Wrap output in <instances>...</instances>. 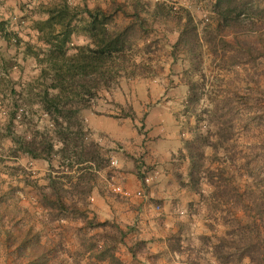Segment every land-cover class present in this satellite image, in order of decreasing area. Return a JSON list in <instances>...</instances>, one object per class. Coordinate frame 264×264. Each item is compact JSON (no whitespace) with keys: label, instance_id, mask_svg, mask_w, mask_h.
I'll list each match as a JSON object with an SVG mask.
<instances>
[{"label":"trees","instance_id":"obj_1","mask_svg":"<svg viewBox=\"0 0 264 264\" xmlns=\"http://www.w3.org/2000/svg\"><path fill=\"white\" fill-rule=\"evenodd\" d=\"M151 6L149 0H130L128 4L113 1L108 9L100 5L80 9L70 0L43 5L48 17L37 21L35 29L45 48L26 43L25 52L41 68L35 96L52 124L53 133L40 135V140L37 136L22 139L16 144L31 160L47 161L50 170L41 183L23 167H11L15 171L9 173L11 177L22 170L23 187L11 185L6 191L0 187L3 243L15 251L21 264H127L119 254L122 245H126L133 259L145 253V241L127 243L133 225L113 218L101 221L91 212L98 173L111 172V161L100 145L90 139L81 112L95 104L101 91H114L122 79L141 78L151 71L143 55L155 51L157 45L144 40L158 22L166 32L178 33L173 55H187L189 69L184 74L188 96L184 112L187 120L192 116L196 119L190 139L182 137V147L171 153L172 162H187L188 169H178L176 163L170 176L181 190L200 196L201 203L212 212H225L216 217L228 225L226 235L219 237L213 247L218 262L264 264V194L253 186L247 187L246 192L242 190L229 171L234 156L224 155L231 149L242 118L240 106L250 109L253 99L235 92L232 99L217 101L211 112L198 113L196 105L202 100L203 83L192 79L202 64V44L215 59L219 58L223 68L248 65L256 69L264 65V0H215L212 12L216 23L204 27L202 32L191 17L175 15L162 3ZM144 13L151 16V21L142 17ZM78 14L87 19L84 34L90 42L75 47L71 55L67 46L79 34L75 25ZM120 16L122 19L118 20ZM0 35L9 45L12 39L17 45L22 42L7 29L6 21H0ZM141 41L144 44L139 48ZM139 57L141 61H137ZM260 102L254 100L256 106ZM262 110L263 106L259 112ZM200 124L212 128L204 132ZM260 124L264 126V117ZM55 158L59 160L57 168L52 165ZM213 163L217 165L212 167ZM142 169L139 167L137 176L146 185ZM206 183L213 187L209 196L203 190ZM66 234L74 235L77 249L68 246ZM145 256L159 255L147 252Z\"/></svg>","mask_w":264,"mask_h":264},{"label":"rangeland","instance_id":"obj_2","mask_svg":"<svg viewBox=\"0 0 264 264\" xmlns=\"http://www.w3.org/2000/svg\"><path fill=\"white\" fill-rule=\"evenodd\" d=\"M61 1L0 0V21H6L7 29L22 40L17 45L12 39L9 45L0 35V187L5 191L11 185L23 187L21 177L25 175L20 170L21 172L13 177L9 176V173L15 172L11 167H23L28 173L39 178L41 183H44L42 178L50 170L47 161H33L27 154L20 152L16 142L35 136L40 140V135L53 133L52 124L35 96L39 89L37 79L41 68L36 60L25 52V47L26 43H30L33 47L45 48L39 41V33L35 29L36 22L48 17L42 10L43 5L59 4ZM113 1L127 4L130 2L70 0L80 9L93 8L95 5L108 9ZM149 1L152 3L151 7L162 3L175 15L191 17L200 32L204 27L214 26L216 23L212 12L215 0ZM142 17L148 22L151 21L149 14L144 13ZM121 19L122 16L118 20ZM86 23V17L78 14L75 25L79 34L73 36L72 42L68 44L69 54L75 53V47L89 44L90 40L84 34ZM177 38L178 33L166 32L161 23H155L154 29L144 40L149 43L155 41L157 45V51L143 55L151 71L141 78L122 79L114 91H101L95 104L81 112L90 139L100 145L105 157L110 161H117L116 165H110L111 172L98 173L97 191L91 205L92 214L104 221L108 219L103 215L104 212H110L114 206L120 207L123 203L143 206V209L136 208L139 214L133 219H128V216L120 212L110 216L113 220L133 225L131 227L134 231L127 238L128 244L136 241L146 242L145 253L139 254L136 259L132 258L126 245L120 246L119 254L127 264H221L213 254V247L218 243L219 237L226 235L228 225L216 219L225 212H212L205 203H201L200 196L196 197L190 191L182 199L176 198V195H180L181 188L170 175L176 163L179 165L178 169L183 171L188 169V163L177 160L174 163L171 156H166L160 158L165 162L162 164L155 162L154 156L149 153L150 147L163 149L161 145L167 138L163 137L161 132L167 133L166 128L176 132L174 139L176 143L180 141L182 147V137L190 139V129L196 123L194 116L187 120L184 112L188 96L187 78L184 73L189 69V62L183 52L178 53L177 58L173 55V45ZM144 41L140 42L139 48L143 47ZM199 55L202 64L199 71L192 76L200 85L203 83L202 100L196 105L198 113L211 112L216 103H219L217 101L232 99L235 92L253 99L252 109L246 108L245 105L240 106L242 118L238 122L231 149L224 155L234 156L235 162L229 171L233 173L235 182L242 190L246 192L247 187L253 186L264 194V126L260 124L264 112H259L261 106L264 109V65H259L256 69L248 65L223 68L219 58L215 59L205 44L199 49ZM14 59L16 62H13ZM137 59L141 61L140 57ZM12 63L16 64L10 68ZM256 99L261 101L257 106L254 104ZM232 101L235 102V99ZM102 114L109 115L112 121L104 125V131L92 128L88 118ZM124 115L127 118L122 117ZM257 116L261 118L258 119ZM204 118L208 119L206 116ZM200 127L206 132L212 125L200 124ZM208 153L211 154V151ZM215 164L217 165L213 163L212 167ZM52 165L57 168L59 160L55 158ZM139 167L143 168L145 177L151 179L149 186L145 185L148 193L151 189H157V192L150 194V198L148 195L138 196V192L133 191L135 185L137 188L140 182L137 176ZM114 186H120L129 196L114 195ZM212 189L208 183L203 185L207 196ZM158 192L164 194L158 195ZM245 198L248 199V195ZM102 203L104 207H99ZM59 229L56 228V233ZM4 237V228L0 224V264H21L16 259L15 251L4 246ZM66 241L72 250L77 249L78 241L74 235L66 234ZM147 252L159 256L148 258L145 256ZM246 263L247 261H244L242 264Z\"/></svg>","mask_w":264,"mask_h":264},{"label":"crops","instance_id":"obj_3","mask_svg":"<svg viewBox=\"0 0 264 264\" xmlns=\"http://www.w3.org/2000/svg\"><path fill=\"white\" fill-rule=\"evenodd\" d=\"M88 119L91 122V127L92 128H95V129H98V130H102V131L105 130L104 125L106 123H110L112 121L110 116L107 115V114L96 115L95 117L93 116L91 119L90 118H88ZM168 124H171V123L168 122ZM166 129H168L167 133H162L161 132V134H163V137L167 138L165 141L161 140L164 143L163 145H161L163 147V149L158 150V148H155V147H150V149H149V153L152 156H154L155 162H159V163H162V164L165 163L164 161H161L162 158H164V157L166 158V156L170 157L171 153H175V151H178L181 148V142L179 141V143H176V141L174 139L176 137V132L174 130L170 129V128H166ZM156 134H158V133H155V135ZM151 136L153 137L154 135H151ZM171 138H173V140ZM168 139H171V141H169ZM174 144H175V147H174ZM159 163H157V165H159ZM144 186L145 185H143L142 182L140 181L139 185L137 186V188H136V185H135L133 191L134 192H135V190H136V192L144 191L145 194L148 195L149 198H150V196H152V195H150L152 192L153 193L157 192V189L156 190H152L151 189V191L149 190L150 193H148V190H146V186L145 187ZM157 194L158 195H161V194L163 195L164 193H162V192L159 193L158 192ZM185 196H186V190L183 189V190H181L180 195H176L175 197L176 198L179 197V198L182 199V197H185ZM101 205H103V207H104L103 203L100 204L99 207ZM136 208L143 209V206L141 204H139L138 207H136V205H133V204H125V203H123L122 205H120V207L119 206L118 207H116V206L112 207L110 212H108L106 210L103 215L105 217L109 218L110 216L113 217L115 214L117 215L120 212V213H124L123 214L124 216H128L127 217L128 219L129 218L133 219L134 217L137 216V214H139L137 212ZM121 218H123V217H121Z\"/></svg>","mask_w":264,"mask_h":264},{"label":"built area","instance_id":"obj_4","mask_svg":"<svg viewBox=\"0 0 264 264\" xmlns=\"http://www.w3.org/2000/svg\"><path fill=\"white\" fill-rule=\"evenodd\" d=\"M116 164H117V161L116 160L111 161V165H116ZM150 180L151 179L149 177H146L145 178V183H146L147 186H149ZM113 191L115 193H118V194H123L125 196H129V193H127L126 191H123V189L120 186H114L113 187ZM137 194H138V196L146 197V194H145L144 191H139Z\"/></svg>","mask_w":264,"mask_h":264}]
</instances>
